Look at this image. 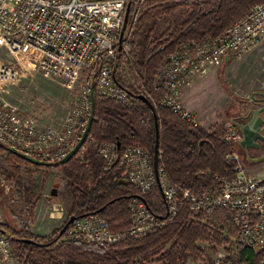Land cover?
<instances>
[{"label": "built area", "instance_id": "built-area-1", "mask_svg": "<svg viewBox=\"0 0 264 264\" xmlns=\"http://www.w3.org/2000/svg\"><path fill=\"white\" fill-rule=\"evenodd\" d=\"M151 1L0 0V143L44 162H59L77 146L86 130L93 82L100 97L123 106L134 104L135 94L117 82L115 57L128 5L134 4L137 19ZM263 42L264 3L255 5L218 35L207 34L179 44L159 66L154 92L163 93V106L193 126H200L197 114L183 105V86L220 66L227 56L242 58ZM25 51L34 53L44 76L62 79L77 93L60 125L39 127L3 95L5 87L21 76L9 57L17 58ZM125 64H129V57ZM144 95L149 99L152 96L150 91ZM223 127V141L229 147L225 159L234 163L236 173L216 175L218 186L200 193L174 184L164 167L156 173L154 156L142 145H127L120 153L116 143L98 145L89 134L76 156L83 159L84 151L94 148L102 159L103 172L119 161L127 181L139 192L161 187L167 216L177 215L181 199L188 203L192 216L203 217L206 222H212L218 208L231 209L237 232L225 235L258 253L264 250V180L248 173L241 164L235 148L241 140L237 125L228 120ZM128 210L130 223L124 229L114 230L99 213H90L76 218L67 228L66 237L108 248L165 224L140 197H130ZM226 256L220 252L214 261L220 264ZM0 264H21L12 232L1 228Z\"/></svg>", "mask_w": 264, "mask_h": 264}, {"label": "trees", "instance_id": "trees-1", "mask_svg": "<svg viewBox=\"0 0 264 264\" xmlns=\"http://www.w3.org/2000/svg\"><path fill=\"white\" fill-rule=\"evenodd\" d=\"M161 6L171 2H182L189 10L179 22L173 23L161 36L150 39L152 27H143L153 18L146 12L135 19V6L132 4L130 17L124 33L123 44L118 47L116 79L124 88L135 95L150 91L151 102L156 108L160 125L159 167H164L174 184L190 188L195 193L212 186H218L216 175H234V163H228L225 153L229 150L223 141L224 127L218 126L212 132L200 126H193L160 101L162 92H154L156 73L163 59L179 44L201 39L203 36L218 35L232 22L244 17L255 5L264 0H154ZM139 21V22H138ZM149 21V22H148ZM141 23V24H140ZM140 24L141 27H138ZM134 29V30H133ZM129 57L139 87L129 85L120 77V67ZM90 136L100 145L107 142L120 144V153L130 144L142 145L155 152V114L143 100L136 99L130 106H123L100 97L95 91L94 119ZM0 149L6 150L0 145ZM8 155L16 162L31 163L28 155L9 151ZM39 164V163H38ZM46 165V164H41ZM69 177L72 206L64 225L71 215L77 217L99 213L108 221L111 228L120 230L128 227L130 197L137 196L147 201L151 210L161 217L164 226L137 239H129L105 248L84 241H71L66 231L60 234L64 225L52 235L42 236L32 233L28 226L12 231L13 244L21 264H188L204 262L216 264L206 255L202 242L223 245L230 242L225 232L233 236L237 232L234 212L218 208L212 222L203 217L192 216L188 203L181 199L176 216H166V203L158 187L141 193L127 181L123 169L117 161L108 172H103L102 159L94 148L84 151L83 159L73 156L63 164ZM18 170V168H17ZM21 186V183H18ZM26 192L30 191L29 189ZM27 203L29 195L27 196ZM159 199L154 203L153 199ZM0 228L10 231L9 226L0 222ZM58 252V253H57ZM59 252L66 255L64 259ZM220 264H264V250L255 252L242 245L237 253L227 255Z\"/></svg>", "mask_w": 264, "mask_h": 264}, {"label": "rangeland", "instance_id": "rangeland-1", "mask_svg": "<svg viewBox=\"0 0 264 264\" xmlns=\"http://www.w3.org/2000/svg\"><path fill=\"white\" fill-rule=\"evenodd\" d=\"M171 4H173L171 6L173 10L167 9L170 8L169 5L166 8L156 2L148 3L142 10L140 22H143L146 12L153 16L149 20L150 23L142 26L143 31L145 28L152 27L151 40L165 33L173 23L179 22L189 10L182 2H171ZM140 24L138 27H141ZM9 59L19 67L21 76L16 83L5 87L4 97L16 104L21 112L39 127L60 125L74 103L76 91L68 89L62 79L44 76L32 51H25L17 58L13 56ZM214 67L219 68L217 81L212 82L210 88L209 85L204 86H208L210 97L217 95L219 91L217 86H221L223 92L233 95L231 105L235 102L240 103L239 95L248 92L254 84L253 81H260L263 76L264 47L255 49L242 58H230L227 62L224 60L220 66ZM120 77L133 87L137 88L141 84L129 64H121ZM199 105L203 106L202 103ZM218 126L220 125L214 128ZM8 152L7 149L3 151L0 149V222L8 225L11 232L28 226L34 234L52 235L54 231L51 232L49 228L50 215L63 213L65 220L59 227L61 228L68 216L67 206H72V194L68 186L70 179L66 170L60 166L16 162L8 155ZM39 162L44 161L39 160ZM18 183H21V186ZM55 183H59L58 195L53 196L52 189ZM27 189L30 194L26 192ZM28 195L30 203L26 202ZM153 201L158 203L159 199L154 198ZM45 229L49 235L43 234ZM200 245L205 249L206 255L213 260L220 252L234 256L238 246L232 240L221 246L211 242H202ZM59 255L62 259L66 258L62 252H59ZM188 264L205 263L193 262L189 259Z\"/></svg>", "mask_w": 264, "mask_h": 264}, {"label": "crops", "instance_id": "crops-1", "mask_svg": "<svg viewBox=\"0 0 264 264\" xmlns=\"http://www.w3.org/2000/svg\"><path fill=\"white\" fill-rule=\"evenodd\" d=\"M261 47H264V42L255 49ZM225 61L227 62L230 60L225 59ZM218 69L219 68L217 67H212L209 73L205 76H200L191 81L189 84L184 85L181 96L183 105L199 117L200 127L211 132L215 129V126H224V123L231 119H235L240 123L241 121L238 117L243 114L246 109L254 105L252 102V95L255 94V97H259L260 95L258 92L264 91L263 73L260 81H253L254 84L252 88L248 92H244L239 95L241 98L240 103L235 102L234 105H231L233 95L223 92V88H221V86H217L219 90L217 95L210 97V84L217 81L216 78L218 77ZM205 85H209V88H207L208 86L204 87ZM199 101L203 104V106L199 105L201 104ZM235 148L245 170L251 175L258 176L264 180V141H259L258 147H250L246 149L238 143ZM64 220L65 218L62 212H58L56 214L52 213L50 215V231L53 232L58 229L61 224H63ZM47 230L44 231V235H49Z\"/></svg>", "mask_w": 264, "mask_h": 264}, {"label": "water", "instance_id": "water-1", "mask_svg": "<svg viewBox=\"0 0 264 264\" xmlns=\"http://www.w3.org/2000/svg\"><path fill=\"white\" fill-rule=\"evenodd\" d=\"M130 10H131V3L128 5L125 17H124V22H123V27L121 30V35H120V40H119V48H121L123 44V38H124V33L127 27V23L129 21L130 17ZM226 60H230V57L227 56ZM260 95L259 97H255V94L252 95V102L254 103L253 106L249 107L246 109L243 114H241L238 118L241 121L240 123L237 122L235 119H231L238 127L240 133H241V140L239 141L240 145L244 148H250V147H258L259 146V141H264V91L263 92H258ZM137 99H141L144 102H146L154 111L155 114V131H156V139H155V152H154V166H155V171L158 173V168H159V141H160V125H159V120L156 114V108L151 102V100L144 94H136L135 95ZM91 102H92V109H91V114L89 117L88 125L86 127V130L77 144V146L69 152V154L62 159L59 162H39L38 159L28 155V159H30L34 163H39V164H46V165H59L67 162L70 160L73 156H75L80 148L85 144L91 130V126L93 123L94 119V105H95V82L92 83V93H91ZM1 146L5 147L9 151H14L15 153L27 155L21 151L11 149L10 147L5 146L4 144H1ZM118 146V151L120 152V144H117ZM41 161V160H40ZM58 187L59 183H55L54 187L52 189V195L56 196L58 195ZM163 199L164 195L162 192L161 187H159ZM167 216V215H166ZM78 218L75 215H71L67 221V223L64 225V227L61 229L60 234H63L69 225L76 219Z\"/></svg>", "mask_w": 264, "mask_h": 264}]
</instances>
